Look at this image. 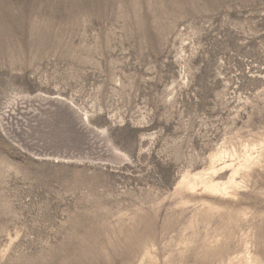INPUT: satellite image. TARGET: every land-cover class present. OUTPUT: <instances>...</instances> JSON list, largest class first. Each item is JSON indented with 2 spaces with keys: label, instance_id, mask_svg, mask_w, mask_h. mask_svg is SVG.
<instances>
[{
  "label": "rangeland",
  "instance_id": "1",
  "mask_svg": "<svg viewBox=\"0 0 264 264\" xmlns=\"http://www.w3.org/2000/svg\"><path fill=\"white\" fill-rule=\"evenodd\" d=\"M0 264H264V0H0Z\"/></svg>",
  "mask_w": 264,
  "mask_h": 264
}]
</instances>
